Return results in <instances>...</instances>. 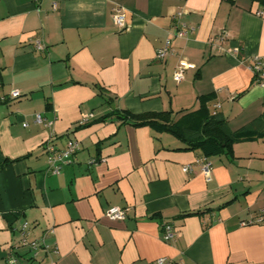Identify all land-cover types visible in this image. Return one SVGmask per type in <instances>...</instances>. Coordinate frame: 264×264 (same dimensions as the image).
<instances>
[{"label": "crops", "instance_id": "obj_1", "mask_svg": "<svg viewBox=\"0 0 264 264\" xmlns=\"http://www.w3.org/2000/svg\"><path fill=\"white\" fill-rule=\"evenodd\" d=\"M166 40L170 52L157 58ZM257 57L264 8L248 0H0V264H264V221L254 222L264 209V134L250 126L264 117ZM180 60L193 67L177 82ZM13 89L21 96L10 98ZM202 103L249 137L205 156L208 180L199 149L99 120L113 109ZM36 113L51 124H36ZM71 138L79 148L52 173L46 144ZM110 206L127 207L125 218L106 216ZM23 223L36 249L18 244Z\"/></svg>", "mask_w": 264, "mask_h": 264}, {"label": "trees", "instance_id": "obj_2", "mask_svg": "<svg viewBox=\"0 0 264 264\" xmlns=\"http://www.w3.org/2000/svg\"><path fill=\"white\" fill-rule=\"evenodd\" d=\"M248 1L264 8V0ZM111 116L136 127L148 126L154 132L169 133L185 145L183 149H199L203 156L230 154L234 142L249 138L244 131L229 130L225 117L219 112L210 113L203 103L195 110L176 112L164 110L135 114L127 109H113L99 120ZM258 125L263 128L258 132L264 134V117H257L250 122L254 128Z\"/></svg>", "mask_w": 264, "mask_h": 264}, {"label": "built area", "instance_id": "obj_3", "mask_svg": "<svg viewBox=\"0 0 264 264\" xmlns=\"http://www.w3.org/2000/svg\"><path fill=\"white\" fill-rule=\"evenodd\" d=\"M52 8H56V3H52ZM112 21L116 28L118 30H124L126 27V21H125V14L123 11V8L120 6H115L112 10ZM177 35L183 36L184 31L183 29H178ZM169 41L166 40L163 47L159 48L156 52L157 58H163L169 51L168 49ZM35 48L36 49H42L43 46L40 43L39 40L35 41ZM193 65L191 63H188L184 60H180L177 68L173 74V79L177 82L181 81L183 78V73L186 69L192 68ZM250 69L253 72V76L255 77V80L258 83L264 82V59L261 57H257L253 60V62L250 64ZM21 96V92L17 89H13L9 92L10 98H18ZM1 100H4V97L0 98ZM214 113V112H213ZM91 116L89 114L88 116L82 117L78 124L85 123L88 120V117ZM34 122L36 124H43L45 126H49L51 124L50 121L43 119L41 114L36 113L34 115ZM79 148V143L76 139H68L65 143V145L62 148L56 149L54 145L47 143L46 144V151H47V159L49 164V169L52 173H59L63 165L69 164L72 160L73 154L76 152V150ZM100 159L97 158H91L89 160L90 164H94L98 162ZM197 163L200 165V171L205 176V178L208 180L210 178V172H211V166L208 161H206L205 156L199 158L197 160ZM183 171L188 172L191 171L189 165L183 166ZM127 213V207H120V206H110L106 210V216H108L110 219H124ZM264 221V209L259 213V215L254 219V222H262ZM251 223V222H250ZM241 224H245V222H241ZM28 227L27 223H23L21 226V236L18 241V244L29 246L30 249H36L39 246V242L37 240H28L26 237V228ZM163 230H164V238L169 239L174 236L173 228L170 224H163ZM16 259L14 257H10L8 259V264H14ZM155 264H172L169 260L165 259L164 257H159L156 259Z\"/></svg>", "mask_w": 264, "mask_h": 264}]
</instances>
